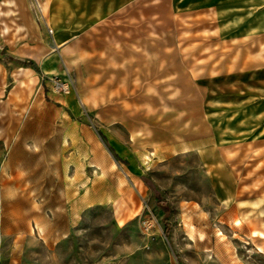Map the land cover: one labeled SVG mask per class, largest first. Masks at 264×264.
Listing matches in <instances>:
<instances>
[{"label":"rangeland","instance_id":"rangeland-1","mask_svg":"<svg viewBox=\"0 0 264 264\" xmlns=\"http://www.w3.org/2000/svg\"><path fill=\"white\" fill-rule=\"evenodd\" d=\"M248 2L256 22L264 0ZM13 3L0 5V264H264V90L212 79L210 0ZM25 16L60 53L37 72L34 111L13 56Z\"/></svg>","mask_w":264,"mask_h":264},{"label":"crops","instance_id":"crops-1","mask_svg":"<svg viewBox=\"0 0 264 264\" xmlns=\"http://www.w3.org/2000/svg\"><path fill=\"white\" fill-rule=\"evenodd\" d=\"M248 3V0H210L209 4L210 17L216 23L217 33L216 38L211 37L213 44L211 50L214 44L215 47L219 45L223 49L220 53H218L217 48L216 51H211V55L223 56L221 66L216 67V72L218 70L220 71L212 79L216 81L223 79L226 82L225 85L227 88L232 87L234 92L242 94L249 87V90L252 92L264 90L260 78V73L264 70V64L260 63L261 59L264 60V9L259 7L258 19L256 22H253L249 17ZM0 5L11 7L14 3L13 0H3ZM39 7L43 13L45 6L39 4ZM12 12V9L9 8L5 14L9 15ZM17 31L25 33L27 39L19 44L13 56L25 62V64L19 66V70L23 74L28 75L31 80H28V82H20V86L29 88L25 90L24 95L25 97L30 95L33 98L31 99L30 109L34 111L37 110V70L44 76L54 73L57 68L56 58L53 55H59L60 53H48L44 46L37 45V23L29 22L26 16L23 18L22 24L17 26ZM29 41H34V43H30ZM129 55H132V53ZM28 62H32L33 66L29 65ZM66 66L71 67V63H66ZM2 71H5V65L3 63L0 64V77ZM30 85L33 86L32 89H30ZM245 86L247 88H244ZM4 92L6 90L0 85V97L1 94L4 95ZM213 92L214 90H211V96H213ZM232 122H236V120L233 119ZM0 138L4 140L7 136H0ZM21 186L23 185L17 187L20 188ZM31 198H34V202H36L37 191L34 190V196ZM20 201L21 197L16 196H5L4 200L5 203H19ZM27 201H29V198ZM18 220L20 224H17V229L25 227L26 218L23 217ZM12 232L13 235H17L15 230Z\"/></svg>","mask_w":264,"mask_h":264},{"label":"built area","instance_id":"built-area-1","mask_svg":"<svg viewBox=\"0 0 264 264\" xmlns=\"http://www.w3.org/2000/svg\"><path fill=\"white\" fill-rule=\"evenodd\" d=\"M51 80L52 90L59 94H67L70 91L71 84L62 80L59 77H54Z\"/></svg>","mask_w":264,"mask_h":264},{"label":"trees","instance_id":"trees-1","mask_svg":"<svg viewBox=\"0 0 264 264\" xmlns=\"http://www.w3.org/2000/svg\"><path fill=\"white\" fill-rule=\"evenodd\" d=\"M28 64L31 65V66H33V63L32 62H28ZM37 72H38V70H37ZM115 157L117 158V160L120 161V159L116 155H115ZM161 210L165 214H171V213H175L176 212L173 209H169L167 206L161 207ZM163 223H164V234L167 235L168 234V230H169V223L167 221V218L164 219Z\"/></svg>","mask_w":264,"mask_h":264},{"label":"water","instance_id":"water-1","mask_svg":"<svg viewBox=\"0 0 264 264\" xmlns=\"http://www.w3.org/2000/svg\"><path fill=\"white\" fill-rule=\"evenodd\" d=\"M2 56L0 55V58H1Z\"/></svg>","mask_w":264,"mask_h":264}]
</instances>
